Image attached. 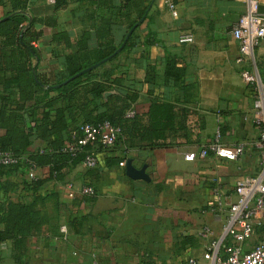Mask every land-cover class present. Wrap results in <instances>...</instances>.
<instances>
[{
	"label": "crops",
	"instance_id": "1",
	"mask_svg": "<svg viewBox=\"0 0 264 264\" xmlns=\"http://www.w3.org/2000/svg\"><path fill=\"white\" fill-rule=\"evenodd\" d=\"M43 1L51 4L54 0ZM73 7L53 16L56 27L39 28L46 44L39 45L40 73L56 75L62 70V57L73 52L49 44L51 36L63 29L71 33L73 41L86 27L79 18L81 11L71 15ZM244 10L243 0L151 1L147 18L134 31L131 47L120 54L116 64L139 83L133 111L145 117L152 101L172 104L177 112L172 129L163 133L159 146L135 142L132 147L120 144L98 153L94 175L85 174L80 165L63 182L46 183L41 192L57 196V207L50 206L47 211L58 216V224L51 221L43 226L21 252L10 241L0 243V264H187L190 259L209 264L203 259L207 241L199 232L206 226L219 235L225 215L212 210L213 190L235 200L236 180L255 174L262 154L254 146L260 132L252 121L253 97L240 78L238 46L231 35ZM3 14L4 7H0V18ZM183 36H191L193 41L180 43ZM253 57L264 85V41ZM167 61L183 69V87L165 78ZM146 65L154 68L151 89L143 83ZM216 133L225 145H244V156L236 162L184 160L185 154H196ZM42 145L35 140L30 149ZM123 154L136 169L146 165L148 182L128 178L120 165L106 166L105 158ZM35 174L41 173L37 170ZM21 181V175L9 178L13 186L0 193V204L26 197ZM67 183L77 190L72 201L66 197ZM86 185L94 189L93 197L79 193ZM60 225L67 227L66 240L59 234ZM263 233L264 224L255 226L243 251L257 244ZM190 237L193 242L186 241Z\"/></svg>",
	"mask_w": 264,
	"mask_h": 264
},
{
	"label": "trees",
	"instance_id": "2",
	"mask_svg": "<svg viewBox=\"0 0 264 264\" xmlns=\"http://www.w3.org/2000/svg\"><path fill=\"white\" fill-rule=\"evenodd\" d=\"M151 1L54 0L48 4L43 0H0L4 7L0 18V154L8 152L19 159L17 165H0V193L13 186L9 178L14 174L21 175L20 186L26 193L22 200L0 204V243L10 241L21 252L43 226L51 221L58 224V216L47 211L57 207V196L41 190L48 182H63L87 155L94 156L98 165V153L120 144L132 147L135 142L159 146L163 133L172 129L177 117L172 104L152 101L145 117L133 111L139 83L116 64L120 54L131 47L134 31L147 18ZM70 5H74L71 15L81 11L79 18L86 27L73 41L71 33L63 29L51 36L49 44L73 52L62 57L61 71L48 76L38 70L39 45H46L39 28L56 27L53 16ZM145 70L143 83L151 89L154 68L146 65ZM183 73L173 62H166L164 75L174 86L183 87ZM130 110L133 115L127 117ZM102 122L120 130L112 147L78 144L80 125ZM35 140L43 145L31 151ZM126 158L125 154L105 158V164L119 165ZM31 167L41 174L28 178ZM96 170L97 166L85 169V174L94 175ZM188 240L193 242L191 237Z\"/></svg>",
	"mask_w": 264,
	"mask_h": 264
},
{
	"label": "built area",
	"instance_id": "3",
	"mask_svg": "<svg viewBox=\"0 0 264 264\" xmlns=\"http://www.w3.org/2000/svg\"><path fill=\"white\" fill-rule=\"evenodd\" d=\"M244 13L231 28V35L238 46L239 56L237 64L242 66L240 78L252 93V121L259 130V139L254 146L261 151V160L258 170L253 175L239 177L234 186L235 200L225 199L217 189L213 190V208L218 215L225 213L222 232L216 235L209 227H202L199 237L207 241L203 259L209 264H264V233L261 240L249 251H243V244L253 234L255 226L264 224V85L260 81L257 66L254 61V50L264 41V0H243ZM173 15H176L174 6L168 3ZM191 36H183L180 43H191ZM133 111L127 112L131 117ZM81 146L98 143L104 148L112 147L120 130L108 122L100 124H82L79 127ZM72 150V148H71ZM245 154L242 144L228 146L222 143L220 135L216 133L212 140L195 153H187L183 156L185 161L195 159L208 160L217 158L229 162H236ZM19 159L5 152L0 154V165H17ZM124 162L119 165L124 167ZM84 169H94L97 159L87 155L81 164ZM34 167H31L28 178L35 175ZM66 197L69 201L75 199L77 190L73 183L66 184ZM82 196H94L92 186H84L79 190ZM59 234L63 240L67 238L66 225H60ZM187 264H197L194 259Z\"/></svg>",
	"mask_w": 264,
	"mask_h": 264
},
{
	"label": "water",
	"instance_id": "4",
	"mask_svg": "<svg viewBox=\"0 0 264 264\" xmlns=\"http://www.w3.org/2000/svg\"><path fill=\"white\" fill-rule=\"evenodd\" d=\"M132 32V30L128 33V35H130V33ZM98 65L92 66L91 68H88L84 71H82L80 74L74 76L77 77L87 71H90L94 68H96ZM110 93H106L105 96L109 95ZM124 168H125V175L132 179V180H142L145 182L149 181L148 175L145 173L146 170V165H143L141 168L136 169L133 165L131 160H126L125 164H124Z\"/></svg>",
	"mask_w": 264,
	"mask_h": 264
}]
</instances>
